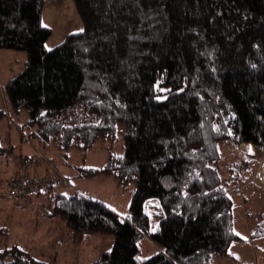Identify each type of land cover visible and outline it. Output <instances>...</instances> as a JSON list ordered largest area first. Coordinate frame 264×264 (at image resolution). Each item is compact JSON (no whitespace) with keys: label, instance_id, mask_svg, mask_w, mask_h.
Returning a JSON list of instances; mask_svg holds the SVG:
<instances>
[{"label":"trees","instance_id":"16d2710c","mask_svg":"<svg viewBox=\"0 0 264 264\" xmlns=\"http://www.w3.org/2000/svg\"><path fill=\"white\" fill-rule=\"evenodd\" d=\"M74 2L83 31L47 50L44 0H0V49L28 56L4 90L16 112L28 110L30 135L66 156L122 139V153L82 174L113 175L134 190L126 217L68 190L50 196L51 215L77 244L115 235L112 251L90 264H214L239 239L228 185L239 187L240 166H250L224 170L220 145L264 152V0ZM4 142L0 157L12 146ZM19 158L10 180L37 159ZM147 239L160 250L144 259ZM0 264L46 263L14 247Z\"/></svg>","mask_w":264,"mask_h":264},{"label":"rangeland","instance_id":"374dc122","mask_svg":"<svg viewBox=\"0 0 264 264\" xmlns=\"http://www.w3.org/2000/svg\"><path fill=\"white\" fill-rule=\"evenodd\" d=\"M42 25L52 31L46 43L47 50L61 44L68 34L83 29L74 0H44ZM27 60L24 51L0 49V110L6 112V117L0 123V135L5 139L6 146L12 145L10 151L0 157V252L18 247L46 264H90L112 251L115 235L97 234L87 237L81 244L74 243L73 230L61 217L51 215V201L46 199L35 204L28 203L40 198L50 199V196L14 199L9 180L18 174L21 162L19 156L35 154L38 164L33 161V166L29 165L26 172L31 173L32 177L38 180L57 179L62 186L68 189L73 187L80 195L104 203L119 216H129L133 184L122 187L113 175L105 173L94 176L82 174L87 169L103 168L112 151L122 153V139L119 138L113 144L99 143L87 152L74 149L66 156V152L58 146H44L33 138L30 135L32 130L27 126L28 110L16 112L4 90L8 81L25 70ZM220 149L223 154L221 164L225 170L226 165L234 164L238 154L235 147L227 142L222 143ZM260 153L259 157L262 158L264 152ZM248 168L250 170L245 171L246 178L250 176L251 167ZM228 187L234 201V230L239 239L232 243L225 256L216 258L214 264H264V191L250 187L243 195L242 186L238 187L233 181H230ZM156 225L153 218V230ZM159 250L156 243L147 239L142 245L141 258H151ZM10 260L11 257L5 259L6 262Z\"/></svg>","mask_w":264,"mask_h":264},{"label":"built area","instance_id":"2783aa9c","mask_svg":"<svg viewBox=\"0 0 264 264\" xmlns=\"http://www.w3.org/2000/svg\"><path fill=\"white\" fill-rule=\"evenodd\" d=\"M243 171H247L249 168L242 167ZM70 185V183H69ZM10 191L11 196L14 199H27L31 196H57L62 191H72L75 190L73 187L69 189L62 186L61 182L57 179L52 180H38L30 176L28 173H24L23 176L14 177L10 180Z\"/></svg>","mask_w":264,"mask_h":264},{"label":"crops","instance_id":"0c3cea01","mask_svg":"<svg viewBox=\"0 0 264 264\" xmlns=\"http://www.w3.org/2000/svg\"><path fill=\"white\" fill-rule=\"evenodd\" d=\"M250 147L252 148V151L249 149ZM245 149L247 151H245ZM236 152L238 156H235L234 162L246 160L249 162L251 167V171L249 172L250 176H248V178L242 177V181L239 183V186H242L243 188L241 194L244 195L245 190L249 189L250 187H256L264 191V177L262 176L264 174V161L259 157L261 153L258 152L252 144H241L236 148ZM34 162L35 164H38V158L35 159ZM39 170L41 169L39 168ZM46 199L49 198L35 199V201L31 200L28 203L35 204L38 201ZM243 199L246 200V197L244 196Z\"/></svg>","mask_w":264,"mask_h":264},{"label":"bare ground","instance_id":"6f19581e","mask_svg":"<svg viewBox=\"0 0 264 264\" xmlns=\"http://www.w3.org/2000/svg\"><path fill=\"white\" fill-rule=\"evenodd\" d=\"M245 147V146H244ZM248 149V148H247ZM251 151H252V148L250 147L249 148ZM262 160L264 161V155H263V157H262ZM263 177H264V174L262 175Z\"/></svg>","mask_w":264,"mask_h":264},{"label":"snow or ice","instance_id":"6c2138e0","mask_svg":"<svg viewBox=\"0 0 264 264\" xmlns=\"http://www.w3.org/2000/svg\"><path fill=\"white\" fill-rule=\"evenodd\" d=\"M80 31H83V29H81ZM47 47V46H46ZM159 98V97H158Z\"/></svg>","mask_w":264,"mask_h":264}]
</instances>
